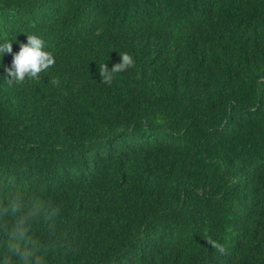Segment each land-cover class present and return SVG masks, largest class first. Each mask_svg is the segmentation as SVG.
Here are the masks:
<instances>
[{"label": "trees", "instance_id": "trees-1", "mask_svg": "<svg viewBox=\"0 0 264 264\" xmlns=\"http://www.w3.org/2000/svg\"><path fill=\"white\" fill-rule=\"evenodd\" d=\"M27 34L55 63L0 70V199L41 197L48 264H264V0H0Z\"/></svg>", "mask_w": 264, "mask_h": 264}, {"label": "clouds", "instance_id": "clouds-1", "mask_svg": "<svg viewBox=\"0 0 264 264\" xmlns=\"http://www.w3.org/2000/svg\"><path fill=\"white\" fill-rule=\"evenodd\" d=\"M15 42V41H14ZM11 39L0 41V59L10 54V66L0 64L2 78L8 86L23 83L27 78H39L55 63V56L37 34H27L26 42L19 43V50L12 53ZM120 62L111 70L102 65L103 79L110 83L115 72H124L134 65L128 53L119 55ZM4 184L10 193L0 199V264H48L44 245L33 233V226L45 214L44 202L37 194L25 193L15 184L14 178L5 177ZM57 214V209H48L47 216Z\"/></svg>", "mask_w": 264, "mask_h": 264}]
</instances>
